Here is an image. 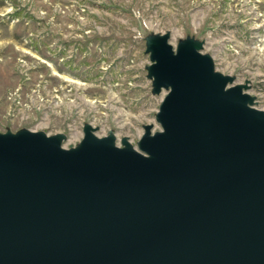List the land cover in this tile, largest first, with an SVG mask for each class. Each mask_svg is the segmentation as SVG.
Returning a JSON list of instances; mask_svg holds the SVG:
<instances>
[{"label":"water","instance_id":"obj_1","mask_svg":"<svg viewBox=\"0 0 264 264\" xmlns=\"http://www.w3.org/2000/svg\"><path fill=\"white\" fill-rule=\"evenodd\" d=\"M202 47L149 39L166 95L137 148L0 133V264H264V111Z\"/></svg>","mask_w":264,"mask_h":264},{"label":"rangeland","instance_id":"obj_2","mask_svg":"<svg viewBox=\"0 0 264 264\" xmlns=\"http://www.w3.org/2000/svg\"><path fill=\"white\" fill-rule=\"evenodd\" d=\"M202 43L264 111V0H0V133L96 135L134 146L156 120L151 37Z\"/></svg>","mask_w":264,"mask_h":264}]
</instances>
